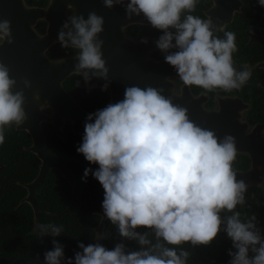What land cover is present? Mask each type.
Masks as SVG:
<instances>
[{"label": "clouds", "instance_id": "clouds-1", "mask_svg": "<svg viewBox=\"0 0 264 264\" xmlns=\"http://www.w3.org/2000/svg\"><path fill=\"white\" fill-rule=\"evenodd\" d=\"M112 9L125 6L127 19H144L161 34L156 47L172 66L180 82L202 90L240 91L251 78L246 66L238 71L233 54L238 51L236 35L217 26L211 17L193 15L199 0H102ZM264 7V0H258ZM68 7H72L71 4ZM104 18L90 11L72 15L62 23L58 42L78 50L74 75L108 79L103 58ZM223 32L221 38L219 33ZM14 43L11 21L0 17V45ZM22 85V87L20 86ZM76 86H79L77 81ZM105 83L101 91H107ZM27 77L11 75L0 61V145L6 130L28 119L25 89ZM163 89L147 86L125 88L123 99L110 103L86 117L77 153L89 164L91 174L104 190V217L120 237L135 241L139 250H126L123 242L109 250L100 243H78L81 251L65 258L64 246L53 239L44 253V264H187L189 253L181 247L210 245L220 232L232 246L228 264H264V237L255 214L242 219L248 185L237 179L234 162L238 156L235 137L222 139L194 123L188 110L163 95ZM39 102L40 94H33ZM222 213L226 215H222ZM40 235L58 237L63 225L40 224ZM138 229H144L139 231Z\"/></svg>", "mask_w": 264, "mask_h": 264}, {"label": "trees", "instance_id": "trees-1", "mask_svg": "<svg viewBox=\"0 0 264 264\" xmlns=\"http://www.w3.org/2000/svg\"><path fill=\"white\" fill-rule=\"evenodd\" d=\"M205 2L208 5L210 1ZM27 3L39 7L46 6L48 2L27 0ZM245 18L247 16L239 15L237 22L243 24ZM45 28L44 22L37 26L40 33H43ZM142 28V33L153 32L149 27ZM55 47L48 52V56L54 59L59 56ZM68 50L73 51L70 48ZM248 88L254 91L252 123L264 122V109H261L264 106L263 94L257 92L260 88L255 77L240 91ZM65 89L89 113L107 106V91L94 89L87 92L85 81L79 75L70 77L65 83ZM43 130L48 149L58 163L72 171L74 180L70 183L56 169L49 171L36 191L35 210L27 201V185L37 178L41 162L35 154L28 151L32 139L27 132L17 131L16 126L6 130L5 142L0 145V264H44V253L52 250L53 239L64 246L65 258H74V253L81 251L78 248L80 242L85 246L100 243L109 250L114 248L116 243L123 242L126 250H139L138 243L120 237L116 226L104 217V190L100 183L91 174L85 182L84 170L91 167L94 171L98 165L89 164L82 154L77 153L76 149L82 142V137L74 135L68 127V143H65L57 136L51 124L44 123ZM249 164L247 155H238L234 168L246 170ZM245 198L246 204L243 208L238 206L237 211L242 212V219L245 214H255L257 227L264 237V189L252 186L248 188ZM46 223L63 225L64 232L58 237L41 236L38 226ZM231 246V240L222 231L210 245L193 247L187 243L181 247L189 253L187 264H228L231 259L228 250Z\"/></svg>", "mask_w": 264, "mask_h": 264}, {"label": "water", "instance_id": "water-1", "mask_svg": "<svg viewBox=\"0 0 264 264\" xmlns=\"http://www.w3.org/2000/svg\"><path fill=\"white\" fill-rule=\"evenodd\" d=\"M98 0H50L48 8H35L27 7L25 0H0V17L11 21V31L14 38V43L9 45L4 43L0 45V61H3L9 66L11 75L18 80L21 77H27L31 83L32 88L25 89L26 105L25 111L28 115V119L24 124L16 127L17 131L27 132L32 139V145L28 148L29 152H32L40 160V171L37 178L30 184L27 185L28 197L27 201L35 207V195L38 187L42 184L44 178L49 171L56 169L64 178L73 182V173L66 166L58 163L53 157L52 153L48 149L47 139L43 130V124H52L58 137L64 139L67 142V137L62 131L65 121L71 122L72 131L75 135L83 137L84 125L86 117L89 112L85 111L68 93L64 88L65 81L73 75L74 64L77 63L75 57L64 58L60 61H52L48 58V50L58 42V31L62 23L67 19V10L69 8L74 9V15L83 14L85 18L90 11L96 10ZM215 6L208 12L209 17L212 18L214 24L224 26L225 23H230L233 20V9L228 14L227 10L222 9L226 7L225 1H236L241 5L239 0H214ZM71 4L72 7H68ZM103 5L99 4V6ZM120 5H116L112 9H108L111 14L115 13L116 8ZM239 10V7H238ZM106 11L100 15L105 19ZM226 14V20H219L220 17ZM121 18V19H120ZM120 18L116 20L108 19L104 21V31L100 34V39L104 41L102 51L103 58L106 61V67H108V79L102 78H91L90 82L86 83L88 91L93 88H101L105 83L109 85L111 90V102L116 103L123 99L124 91L129 86H139L145 88L151 86L158 89H163V95L170 97L174 104H178L182 107L187 108L188 115L192 112L188 105L187 94H183L180 97L173 96L171 93V85L167 78L169 71L172 66L167 64L165 61L154 62L147 61L145 66L151 65L153 71L149 77L145 69L138 71V64L140 60L137 57L127 54L124 56L123 52L115 53L111 55L107 53V48L110 45L115 44L132 49L134 47L152 46V49L156 48L157 39H143L141 42L133 43L127 37H125L123 29L129 24L140 23L144 25H150L144 17L133 15L131 19L126 18L125 13H121ZM39 21H45L47 23V29L44 35L38 34L35 27ZM226 21V22H225ZM264 22V16L262 18ZM219 22V23H218ZM223 32L219 33L222 38ZM114 40V41H113ZM253 42L264 43V36L252 37ZM123 54V55H122ZM144 66V67H145ZM234 66L238 71L244 70V65H239L234 61ZM264 66V63L260 64L259 67ZM248 69L249 67L246 66ZM264 86V80L261 83ZM22 87V85H20ZM38 92L40 94L39 102L33 100V94ZM230 106V105H229ZM49 107L50 113H44L43 109ZM226 108V107H225ZM236 111V110H235ZM201 121L198 119L193 120L189 118L202 128H206L214 131L221 139L225 135H232L235 137L236 146L238 153L249 154L252 162H257L260 153L264 152V146L261 145L258 137V128L255 129L254 133L248 137L241 136L234 127L225 126L226 118L224 109L221 114L216 113H202ZM234 119L237 116L234 115ZM264 155V154H262ZM1 164V163H0ZM237 172V179L244 180L248 185L250 179L253 178L251 171L248 172Z\"/></svg>", "mask_w": 264, "mask_h": 264}, {"label": "flooded vegetation", "instance_id": "flooded-vegetation-1", "mask_svg": "<svg viewBox=\"0 0 264 264\" xmlns=\"http://www.w3.org/2000/svg\"><path fill=\"white\" fill-rule=\"evenodd\" d=\"M205 1L206 0H199V3L197 4L195 12L192 13L193 15L200 16L203 19H206L209 17L208 12L215 6L216 3L214 0H209L210 1L209 4L206 5ZM239 1L241 5L236 3V1H225L224 2V5H226V7H223L222 9L227 10L228 6H230L226 14H228L230 10L232 9L234 10L233 11L234 16H233L232 22L225 23L224 26H225L226 31H232L236 35V43H237L238 51L233 54L234 61L239 65H244V66L246 65L249 67V69L251 70V78L249 79V81L252 80V78L254 77L256 78V82L260 88V90H258L257 92H260L261 95L263 94L262 98L264 101V86L261 85L262 81L264 80V66L259 67L260 64L264 63V43H261V42L252 43V37L264 36V22L262 21V18L264 16V7L259 6L258 2L256 3L253 0H249V1L239 0ZM47 2L48 3L46 6L38 7V6L29 5L27 3V0H25V4L27 7H35V8H43V9L48 8L50 4V0H47ZM96 2L98 3V6H96V10L94 9V11L97 13V15L100 16L104 14L106 11H108L104 19L105 22L109 21L108 19H110L111 21L113 18H114L113 20L117 21V18H120L121 13H125V6L120 5L119 8H116L115 10H113L115 11V13L118 14V16H116V14H114L113 12L112 19H111V14H110L111 11L109 12V10L104 5L99 6L102 0H98ZM127 2L128 0H124V4H126ZM238 7H239V10H238ZM74 14H75L74 9L69 8L67 10L68 17ZM226 14L223 15V17H220L219 20H223V19L226 20ZM239 15L247 16L243 24H240L237 22ZM257 20L258 22H256ZM40 22H44L46 24V28L43 33H40L37 30V26ZM142 27H149L153 29L154 33L148 32V31H146L145 33H142V30H143ZM46 29H47V23L45 21H39L35 27V30L40 35H44L46 32ZM123 32H124L125 37H127L133 43L141 42L145 38L146 39H158L159 35L161 34L160 32H158V30L156 31V29L152 28L151 25H144L140 23L129 24L123 29ZM223 36L224 35H222V38ZM54 46H56L55 51L59 55L55 59L48 56V52ZM51 48L48 50L47 56L52 61H60L64 58H70V57L73 58L76 56V53L78 51L76 49H71V48L70 49L73 51L65 49L61 47L59 43L54 44ZM118 52L119 53L123 52L125 57L127 56V54L131 56L135 55V57H137V60L138 59L140 60V63L138 64L139 69L137 70L140 71L142 69H145V72L149 77L152 75L153 71L151 69V65L148 64L147 66H145L146 60L154 61V62H161V61H164V55H165L157 47L155 49H152V46L150 47V46H144V45H141L140 47H134L128 50L127 46L121 47V45L115 44L113 42V45H110L107 48V53L111 55H115V53H118ZM143 59H146V60H143ZM245 59L247 61H245ZM169 72L170 73H169L167 80L171 85V93L173 94V96H176V97H180L183 94H187L189 96L188 105L191 109H193L192 112L189 113V115L190 117H192L193 120L198 119L199 121H201V116L203 115L202 113L221 114L222 110L224 109L225 115H228V118H226L225 120L226 122H221L222 124L225 123V126L227 127H230V126L234 127V130L236 129V131L241 136H244V137H248L252 135L255 129L259 127L257 140H259L261 144L259 146H264V122L252 123V119L254 116V113H253L254 91L252 89L248 88L247 90L233 91L231 93H224V92L218 91V92L208 93L207 95H204L202 94V90L195 86H193L192 88H188L187 86H184L180 82L179 77L174 68H171ZM73 75H71L70 77H72ZM65 83L63 85L64 88H65ZM101 88H93L90 91H88L87 89V92H91L94 89H101ZM107 94H108V101H107V105H108L110 104L112 100L111 90L109 86L107 89ZM261 109H264V106H262ZM50 111L51 110L49 107H46L43 109V112L47 114H49ZM234 115L237 116L236 120L234 119ZM68 127L71 128V131H72L71 122L69 120H66L64 127L62 128V131L64 132L66 137H67L66 131ZM62 140L64 141V139ZM65 143H68V138H67V142ZM237 146L240 148V145H237ZM262 154H264L263 151L262 153H260L261 156L260 157L258 156L257 162L255 164L252 162L249 154H244V153L238 154V155H247L250 160L248 169L237 170L236 168H234L236 171H240V172H248V171L252 172L253 178L250 179L248 183V188L252 186L261 187L260 185H257V183L262 182V180H264V155Z\"/></svg>", "mask_w": 264, "mask_h": 264}, {"label": "rangeland", "instance_id": "rangeland-1", "mask_svg": "<svg viewBox=\"0 0 264 264\" xmlns=\"http://www.w3.org/2000/svg\"><path fill=\"white\" fill-rule=\"evenodd\" d=\"M257 185H260V186H261V188H263V189H264V180H262V182H258V183H257Z\"/></svg>", "mask_w": 264, "mask_h": 264}]
</instances>
